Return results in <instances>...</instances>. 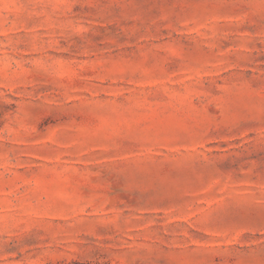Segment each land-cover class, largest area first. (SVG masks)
Masks as SVG:
<instances>
[{"label": "rangeland", "instance_id": "obj_1", "mask_svg": "<svg viewBox=\"0 0 264 264\" xmlns=\"http://www.w3.org/2000/svg\"><path fill=\"white\" fill-rule=\"evenodd\" d=\"M0 264H264V0H0Z\"/></svg>", "mask_w": 264, "mask_h": 264}]
</instances>
